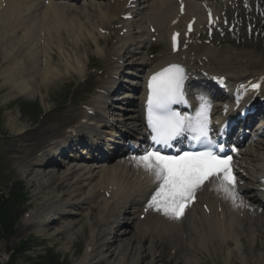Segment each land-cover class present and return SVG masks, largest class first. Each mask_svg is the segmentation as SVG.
Here are the masks:
<instances>
[{"label": "bare ground", "instance_id": "1", "mask_svg": "<svg viewBox=\"0 0 264 264\" xmlns=\"http://www.w3.org/2000/svg\"><path fill=\"white\" fill-rule=\"evenodd\" d=\"M96 1L100 2H94L84 9H67L65 5L60 4L61 2L55 0L50 1L49 6L44 4L45 0H0V27L2 26L1 43L15 37L13 32L8 34L7 27L9 25L13 27L17 24V27L20 25H25V27H27L37 19H40L41 22L31 34L26 31V38L22 41L23 43L18 53H12V50H7V55L2 57L0 54V62L2 61V64L9 65L3 70L1 75L3 81H5L3 87H8L11 92L20 90L21 92L31 91L35 94L36 92L33 88H36V86L39 89L40 87L45 89L58 79L60 70L55 66L52 55H47V58L43 61V65L45 66L44 73L40 74L42 68L40 64L41 56L38 42L40 32L45 30L44 38L46 42H43V50L47 48L49 50L53 42L50 38V30L55 29L56 31H64L65 28L66 30L70 28L69 19L66 15L75 13V17H77L81 14L88 20L90 12L97 11L102 17L101 21L103 20L104 24H110L111 20L119 19L120 15L127 11L126 7H131L130 0H108L109 2L106 4H104L102 0ZM147 1L148 0H144L141 3L142 8L139 11L137 10L138 16L143 15V17H141L143 20L142 23L140 22L139 25V21L136 19L127 22L129 29H132L129 32L128 39L123 43L124 46L119 50L121 52L123 48L129 45L132 48L131 52L136 56L135 58L141 60L139 64H137V67L140 63H145V61L141 56L137 58V56L141 54V48L134 46L136 45V39H132V35L134 37L138 33H141L139 31L141 25L146 24V26H148V24L155 23L162 29L165 24L171 23L180 12H185L183 18L187 20H190V18L197 14L200 16L203 15L200 3L195 2V0H182L184 2L182 5L180 1L175 0H149L148 5ZM214 1L215 0H207L205 4H210L211 2L214 5ZM103 5H105V8ZM143 12H145V14H143ZM14 17L20 20H12L7 24V21ZM108 19L109 22H107ZM85 24H88V22L86 21ZM30 27L33 28V26ZM86 27H90V24ZM82 29L85 30V28ZM83 30L79 31L80 34L77 31L72 33V35L75 36V39H73L75 44L80 43L84 45L87 42L84 40L89 38L97 39V36L94 37L95 34L90 30L87 29L86 35L83 33ZM47 43L50 44L48 45ZM59 51L60 61H62V58L66 57L65 63L69 64L70 59L67 57L70 55V52L64 51V49L61 48ZM202 52V54L211 57L214 64V66L211 67L216 72L238 77L239 80H247L254 73L255 69H253L248 77L240 79L239 69L229 65L234 64L233 60L238 61L240 56H235L233 60H231L232 58L220 59V63L227 64V67L223 68V65H218V63H216V60H219V58L217 57V53H214V50L210 48L206 50L203 48ZM217 52L218 54H223L221 50ZM8 55L12 56L8 57ZM112 56H114L113 53ZM74 57H76V55L73 51V58ZM251 57L252 56H244L239 63L247 62L246 60ZM174 59V55L168 54L150 71ZM75 61L76 63H80L78 58H75ZM82 63L81 60V64ZM258 64V68L256 69L264 68V65H261V63ZM39 65L40 68L38 69L37 66ZM120 70V67L116 66L114 63L110 69V74H116ZM78 72L81 71L78 70ZM37 76H39V79ZM106 83L110 84L111 82L107 80ZM105 87L106 84L103 85V88ZM105 89L107 90V88ZM130 93L127 95H131ZM102 97H104V94L102 93V89H100L94 99L89 102V106L92 108L88 107L83 110V117L75 123H72V125L67 126L69 127V132L66 131L64 135L63 128L61 132L60 129H58L56 133L60 132L59 135L63 137L68 133L72 134L74 131L79 132L82 128L80 127L82 124L79 122L83 118L88 119V111L90 109L95 108L97 112L96 116L100 113V107L104 102V100H100ZM194 116H196V114H194ZM122 117L121 123L123 126H131L133 128L142 127L140 118L135 113L130 116L122 115ZM121 123L118 124L119 128H123ZM74 124L77 125L75 126ZM8 125L13 131H21L26 127L18 123L15 125V121H9ZM60 127H63L62 123ZM49 136L50 134H44L39 143ZM258 140V144H255L252 148H248L245 154L240 158L239 175L242 180H247L248 184L259 178L260 167L264 164V149L260 147V145H264L261 142L264 138L262 137ZM14 143L22 144L23 142L20 139H16ZM34 147L35 145L29 147L27 151L28 155L22 153L23 151L20 145L10 148V150L15 153V156L11 158V162L17 165L16 171L19 174L26 175V177L34 183L45 184L44 192L40 194V197L35 199L36 209L31 211L29 218H26V220L24 219L22 228L23 233L27 231L30 226L48 231L52 229V226H57V220L62 219L63 224L59 228H54L55 235L52 236V239H56V236L64 237L65 235L72 237L73 235L71 234H73L75 230V227L72 228L73 224L75 225L78 222L76 220H71L72 216L75 215L77 209H83L84 205L88 208L94 198L93 194L96 190L93 182L96 178L100 177L99 183L112 182L116 185L117 189L111 193L109 198L104 197L102 203L98 204L97 216H91L92 213L87 211L86 217L88 218V225H90L91 236L81 261L76 264H102L103 262L106 264H160L161 253L155 244L159 242V238L168 236L169 233L164 231L163 236H161V232L158 231V235L153 237L155 242L153 241L151 247L148 248L144 245V241L147 237L146 226L144 225V220L139 219L142 203L145 202L147 197L149 198L152 195L151 193L149 195L147 193V190H151V188L148 184L144 186L146 180L140 181V183L138 182L135 188L131 190H126L124 186L118 185L127 182L125 177L117 179V175L119 172L122 175L125 174L126 170H128V165L131 164V160L119 161L117 165H112L110 167L102 165L93 166L86 163L85 160L79 159V156H76L75 159H79L78 161L80 162L77 164V169L67 167L66 170L62 171H54V169L42 171L43 168L39 163L42 161L41 157L43 155L46 156L48 151L42 154L43 149L40 151L38 150L34 157L30 159ZM134 163H136V161L132 164ZM53 180L57 181V185L50 186V182ZM99 183H97V185H99ZM219 184H205L200 188V190L203 191V193L199 195L202 203L206 205L209 204L212 207L215 201L221 196L224 203L219 205L220 208H222L221 216H218L217 209L214 206V211H212L213 215L209 217L210 223L207 232L204 235L198 236L199 248L206 251L212 249L213 252L218 249L222 254V259L225 264L233 259L234 256L240 257L245 262H249L250 260L255 264H264V205L257 195L248 194L246 189L242 186H240L241 188L238 190L234 189L236 193L234 202L231 196L226 195L224 192H222V195L220 194L221 192L217 190ZM64 187L68 188L67 191L63 190L65 189ZM69 187L71 190H69ZM242 206L245 208L247 207V209H245L244 217L241 218L240 215L243 213H240L239 209ZM137 213L139 214L138 218ZM64 214L66 215L63 216ZM126 217L133 219L134 227L137 228L139 232L137 236H130L127 230L123 228L127 224V222L124 221ZM198 217L202 218L203 215L200 214ZM71 221H73V223ZM59 241L61 240H57V242ZM66 248L69 247L66 246ZM248 250L249 253H247ZM191 251L194 253L186 257V264H198L199 259L196 257L198 250L191 249Z\"/></svg>", "mask_w": 264, "mask_h": 264}, {"label": "snow or ice", "instance_id": "2", "mask_svg": "<svg viewBox=\"0 0 264 264\" xmlns=\"http://www.w3.org/2000/svg\"><path fill=\"white\" fill-rule=\"evenodd\" d=\"M209 17L211 23V13ZM188 27L191 31L192 26ZM178 36L179 33L172 37L174 50L178 44ZM185 79L184 68L171 64L156 72L149 80L147 110L151 139L155 144L170 145L171 141L185 132H191L193 140L205 145L204 150L188 151L175 156L161 154L158 150H146L142 155L133 157L137 166L143 168L155 185L145 210L153 209L170 219H179L186 206L194 199L197 189L211 178L220 180L217 190L231 196L234 202L236 195L232 157H222L213 151L214 141L209 135L210 105L206 101L202 102L195 118L172 110V105L186 103ZM261 80L264 81V77ZM249 86L260 89L261 83ZM240 87L245 88V85Z\"/></svg>", "mask_w": 264, "mask_h": 264}, {"label": "rangeland", "instance_id": "3", "mask_svg": "<svg viewBox=\"0 0 264 264\" xmlns=\"http://www.w3.org/2000/svg\"><path fill=\"white\" fill-rule=\"evenodd\" d=\"M17 42V38L15 39L14 37H12L11 39H9V41H6L5 43H3V44H5V45H2V44H0V54H1V56L3 57L4 55H7V50H13L12 48L14 47V46H16L17 47V45H18V43H16ZM67 43H68V45H70L71 43L70 42H68L67 41ZM74 48H77V52L79 53V54H85V53H88V54H91V53H93L94 52V46L91 44V46L90 45H87V46H76L75 44H73L72 45ZM70 47H71V45H70ZM54 58H55V61H56V56H55V54H54ZM2 62V61H1ZM1 62H0V110H1V112H0V116H4V121H7V119H8V117L11 119H13V118H15V117H20V119H21V121L24 123V124H29L30 123V118H29V114H27L25 111H27L26 109H25V107L24 106H21V105H18V104H15V105H13V106H10V107H7L6 105H7V102L8 101H11V100H14V99H16L17 98V96L18 95H20V93H19V91L18 92H16L15 94H10V93H6V91L5 92H2L1 90L3 89V86L1 85L2 83H3V79H2V72H3V70L4 69H6L7 68V66H9V65H6V64H1ZM64 67H62V69H63ZM5 83V82H4ZM57 88H60V92L61 93H63V91H64V89H65V87H63V86H59V84H55V86L53 87V89H57ZM8 89V87H6V90ZM38 90V89H37ZM60 92H57V94L58 95H60ZM46 93V91H44L43 90V94H45ZM10 95L9 97L7 96V95ZM38 94L36 95V96H32V94H26V97L25 98H22V99H25V100H32V99H38ZM19 97V96H18ZM18 105V106H17ZM28 113H29V111H27ZM3 116H2V120H3ZM26 117V118H25ZM3 121H1V123H2ZM4 160L3 161H0V180H1V182H0V184L1 185H6V183H5V177L7 176V174H8V172H7V170L4 168ZM13 179H15V178H13ZM18 180V184H20L21 186H24L23 185V183H22V181L20 180V179H17ZM26 186H24V188H25V191L31 196V195H33L35 192H36V189L34 190V189H31L30 187H29V185H27V184H25ZM27 209V207H23V211L24 210H26ZM22 220V218L18 221V223H17V227H16V229H17V231H19V233H17V235L16 236H14V237H12L11 239H9V238H7V239H4L3 241H1L0 242V257L2 256V258H0V260H2V261H6V258H7V256H6V253H8L10 250H11V248H13V247H15V245L17 246V245H19V244H17L20 240H22V239H25V238H28L27 236L29 235H26L25 233L23 234V233H21V228H22V226H20L19 224V222ZM32 233V237H35V234L37 233L36 231H32L31 232ZM23 235V236H22ZM26 235V236H25ZM57 240H59V238H57ZM67 241V240H66ZM37 242H38V240L37 239H34L32 242H31V246H32V248L30 247V249L29 250H31L30 252H29V254H31L30 256H26V258L24 259L23 258V260H21V261H18V264H28V263H26V261H27V259L28 260H30V259H32V257H36L35 255L37 254V253H44L45 251H46V249L47 248H49V247H47V248H43V249H41V248H36L37 246H36V244H37ZM49 244H51V242H49L48 241V245ZM64 244V243H63ZM51 250V249H50ZM66 249H63V245H61L60 247H57V248H54L53 250H52V252H54L55 254H57V255H59L60 257H61V259L64 261V263L65 264H68V261H71V262H75L78 258H79V254L77 253V254H72V251L70 252L71 254H69L68 256L66 255ZM46 252H48V251H46ZM32 256V257H31ZM59 257V258H60ZM216 257H217V259H216V262H217V264H220V260H221V257H220V254L218 253L217 255H216ZM37 260V259H36ZM233 260H235L236 261V258L235 259H233ZM42 264H48L47 262H48V260L47 259H41V260H39ZM21 262V263H20ZM45 262V263H44ZM50 262V261H49ZM237 262H239V261H237ZM57 263H59V261H55V263H52V264H57ZM205 263H207L208 264V262L206 261ZM235 263V262H234ZM17 264V263H16ZM238 264H240V263H238Z\"/></svg>", "mask_w": 264, "mask_h": 264}]
</instances>
